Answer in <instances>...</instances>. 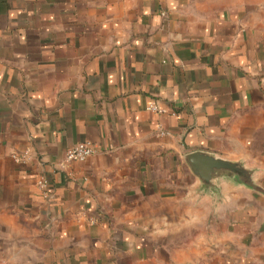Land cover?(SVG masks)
Returning <instances> with one entry per match:
<instances>
[{
  "label": "crops",
  "instance_id": "1",
  "mask_svg": "<svg viewBox=\"0 0 264 264\" xmlns=\"http://www.w3.org/2000/svg\"><path fill=\"white\" fill-rule=\"evenodd\" d=\"M198 150L264 187V0H0V264H264V193Z\"/></svg>",
  "mask_w": 264,
  "mask_h": 264
},
{
  "label": "water",
  "instance_id": "2",
  "mask_svg": "<svg viewBox=\"0 0 264 264\" xmlns=\"http://www.w3.org/2000/svg\"><path fill=\"white\" fill-rule=\"evenodd\" d=\"M185 159L192 172L206 188L213 186L215 180L226 177L264 193V187L254 179V170L246 167L242 162L230 161L202 150L188 153Z\"/></svg>",
  "mask_w": 264,
  "mask_h": 264
},
{
  "label": "built area",
  "instance_id": "3",
  "mask_svg": "<svg viewBox=\"0 0 264 264\" xmlns=\"http://www.w3.org/2000/svg\"><path fill=\"white\" fill-rule=\"evenodd\" d=\"M148 108L152 111H157L159 113L169 112V110L167 108H162L157 103H152ZM160 133L166 134L167 132L164 130H161ZM95 152H96V149L91 142H89V141L80 142V143L75 144L74 146L70 147L66 151L65 157L62 161V165L67 166L71 162L85 161L87 158H89ZM30 155H31L30 149H26L22 153L13 154V157L18 162H26L27 160H29ZM37 185L43 191L44 197L49 198L51 195L50 180L46 174L40 175L39 179L37 180Z\"/></svg>",
  "mask_w": 264,
  "mask_h": 264
}]
</instances>
